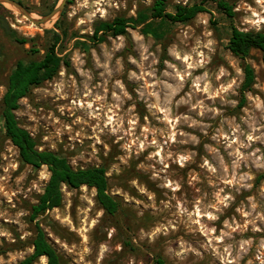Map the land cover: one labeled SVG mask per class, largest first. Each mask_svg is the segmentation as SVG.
Instances as JSON below:
<instances>
[{"label": "rangeland", "instance_id": "374dc122", "mask_svg": "<svg viewBox=\"0 0 264 264\" xmlns=\"http://www.w3.org/2000/svg\"><path fill=\"white\" fill-rule=\"evenodd\" d=\"M21 1L41 18L60 0ZM154 1H67L69 35L58 48L70 65L32 88L16 114L40 149L68 155L75 167L107 165L122 211L112 221L95 188L64 186L62 206L39 221L63 264H264V64L258 50L246 59L256 82L241 106L244 61L227 48L232 24L264 29V0H228L233 20L211 7L174 24L165 42L140 27L88 39L96 21L136 16ZM192 1L168 0V9ZM62 14L37 25L0 3V16L27 39L0 24V105L15 64L44 56ZM49 177L46 165L22 163L0 116V264L33 253L31 206Z\"/></svg>", "mask_w": 264, "mask_h": 264}, {"label": "trees", "instance_id": "16d2710c", "mask_svg": "<svg viewBox=\"0 0 264 264\" xmlns=\"http://www.w3.org/2000/svg\"><path fill=\"white\" fill-rule=\"evenodd\" d=\"M18 1L31 10L23 1ZM168 6V0H155L150 7L139 10L136 16H117L113 20L96 21L93 34L87 37L92 43L98 44L106 42L109 37L128 35L129 28L140 27L143 34L165 42L174 24L187 23L199 13L210 11L211 7L224 14L229 20H233L237 14L235 6L228 0H193L185 4H176L173 11H170ZM52 8L53 6H50L49 10ZM64 15L65 11L57 24L60 32L51 30L53 42L44 56L40 59L19 60L15 64L8 77L7 89L0 105L4 134L18 148L22 163L31 165L34 169L46 165L50 171V177L43 192L38 196L36 203L31 206L30 220L36 221L32 239L33 253L20 264H31L41 257L47 258V264H63L61 254L51 242L39 217L51 209L62 206L64 186L70 190H77L84 185L95 188L97 204L104 210L105 216L112 221L122 211L121 201L110 191L116 177L108 175L107 165L75 167L68 155L55 150L40 149L37 138L20 124L16 114L20 108V100L29 96L32 88L53 79L63 65H70V60L62 56L58 48L63 38L69 35L68 28L61 24ZM230 28L227 48L244 61L245 77L241 87L243 97L240 102L243 106L246 102L244 93L251 90L256 82L255 68L246 59L253 50H258L264 64V29L246 30L235 24H232ZM10 36L19 43L27 42V39L17 37L14 31L10 33ZM80 37L77 32L70 35V38H77V43H82ZM122 242L125 245L130 243L126 238H123ZM155 264L168 263L164 258L158 257L155 259Z\"/></svg>", "mask_w": 264, "mask_h": 264}, {"label": "water", "instance_id": "95a60500", "mask_svg": "<svg viewBox=\"0 0 264 264\" xmlns=\"http://www.w3.org/2000/svg\"><path fill=\"white\" fill-rule=\"evenodd\" d=\"M68 0H60L58 4L55 6V8L50 11L49 13L45 14L41 18H35L31 11L28 10L21 2L17 0H0V3L2 4H9L10 6L16 8L19 10L22 14H24L27 18H29L31 21H33L37 25H43L46 24L54 19H57L61 16L63 13L65 6L67 4ZM0 21L2 26L10 33L13 32V29L11 28L9 22L5 17H0Z\"/></svg>", "mask_w": 264, "mask_h": 264}, {"label": "bare ground", "instance_id": "6f19581e", "mask_svg": "<svg viewBox=\"0 0 264 264\" xmlns=\"http://www.w3.org/2000/svg\"><path fill=\"white\" fill-rule=\"evenodd\" d=\"M79 104H81V105H82V104H84V102L81 100V101L79 102ZM109 118H110V122H109V123H112L113 121H115V120H116L115 116H113V115H112V116H110Z\"/></svg>", "mask_w": 264, "mask_h": 264}, {"label": "flooded vegetation", "instance_id": "af4514ba", "mask_svg": "<svg viewBox=\"0 0 264 264\" xmlns=\"http://www.w3.org/2000/svg\"><path fill=\"white\" fill-rule=\"evenodd\" d=\"M0 17H2V16H0ZM0 24H1V21H0ZM2 25V24H1Z\"/></svg>", "mask_w": 264, "mask_h": 264}]
</instances>
